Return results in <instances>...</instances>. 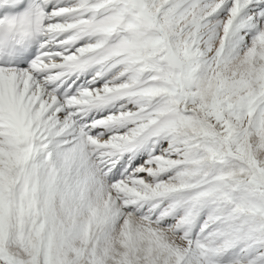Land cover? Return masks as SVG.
<instances>
[{
	"label": "snow or ice",
	"instance_id": "obj_1",
	"mask_svg": "<svg viewBox=\"0 0 264 264\" xmlns=\"http://www.w3.org/2000/svg\"><path fill=\"white\" fill-rule=\"evenodd\" d=\"M0 264H264V0H0Z\"/></svg>",
	"mask_w": 264,
	"mask_h": 264
}]
</instances>
